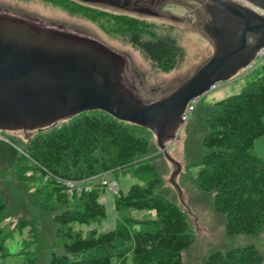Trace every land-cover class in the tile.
<instances>
[{
  "label": "trees",
  "instance_id": "obj_1",
  "mask_svg": "<svg viewBox=\"0 0 264 264\" xmlns=\"http://www.w3.org/2000/svg\"><path fill=\"white\" fill-rule=\"evenodd\" d=\"M37 1L129 44L157 71L171 72L184 60L183 47L162 25L72 0ZM248 75L239 93L197 112L193 122L202 132L201 149L190 163L197 168L194 183L201 193L211 196L212 210L223 218L227 238L264 235V157L252 153L254 140L264 135V60ZM147 132L92 110L34 134L24 145L0 139V172L17 169L19 182H23L29 165L39 178L46 179L48 187L35 192L47 202L52 200L51 219L57 226V249L46 250L37 237L35 218L28 219L27 214L18 220L16 230L26 229L24 240L33 243L20 264H183L182 253L194 243L186 214L173 200L172 189L160 187L152 165L135 164L138 156L149 151ZM119 172L132 173L142 183H133L113 196L116 227L107 232L90 228L85 234L74 229V224L95 223L105 217L104 205L97 200L104 187L77 189L76 184ZM67 182L74 184L70 193ZM9 198L0 191V224ZM71 199L73 205H69ZM134 211L141 216H131ZM5 235L0 227V264L10 255ZM202 264H264V258L248 243L212 250Z\"/></svg>",
  "mask_w": 264,
  "mask_h": 264
},
{
  "label": "water",
  "instance_id": "obj_2",
  "mask_svg": "<svg viewBox=\"0 0 264 264\" xmlns=\"http://www.w3.org/2000/svg\"><path fill=\"white\" fill-rule=\"evenodd\" d=\"M112 8L120 0H79ZM125 1V0H123ZM122 8V7H121ZM202 30L212 56L162 98L144 102L123 77L124 58L87 36L0 13V130H37L100 110L148 129L166 159L189 102L231 79L264 47V0H208Z\"/></svg>",
  "mask_w": 264,
  "mask_h": 264
},
{
  "label": "rangeland",
  "instance_id": "obj_3",
  "mask_svg": "<svg viewBox=\"0 0 264 264\" xmlns=\"http://www.w3.org/2000/svg\"><path fill=\"white\" fill-rule=\"evenodd\" d=\"M235 1L239 2L240 0ZM99 7L114 13H124L108 6L99 5ZM164 8L166 10H164L165 16L163 18L137 16L135 14L128 15L136 16L170 29L177 42L183 47L185 53L183 62L168 73L153 69L129 44L105 35L94 24L84 19L68 15L37 0H0V13L10 14L44 27L57 28V26H60L65 31L94 39L121 55L125 60L124 80L133 87L135 93L144 102L158 100L170 93L178 85L190 78L213 54L212 42L202 30V24L206 20L205 11L202 7H199L198 19L194 15L195 5L189 0L171 1ZM248 70L246 68L240 69L231 79L220 82L201 97L195 99L190 104L192 105V110L189 111L187 119L180 125L174 139L166 142V152L180 165V171L173 179L180 189V194L170 183L171 175L176 167L166 159L157 145L156 137L152 133L147 132L149 141L148 153L144 156H138L135 160V164H150L155 168L160 180V187L172 189L173 200L186 214L192 229L194 243L182 253L183 264H202L205 256L212 250L225 249L229 246H241L248 243L254 244L264 258V235L233 238L225 236L223 218L213 212L211 196L203 194L197 189L194 183L197 168L190 166L191 160L195 158L201 149L199 148V137L202 132L200 126H196L193 123L194 118L197 117V112L214 102L239 93L241 88L247 83L248 74L251 71ZM130 75L132 78L128 77ZM69 119L59 120L39 130L0 131V139H14L24 145L34 134L59 127ZM252 153L259 158L264 157V135L254 140ZM26 169V178L23 182H19L21 177L19 178L20 175L17 169L5 173L0 172V191L3 196H10L7 212L0 224L3 232L6 233L5 242L10 254L5 259V264H20L27 248H33L32 242L28 243L29 240H24L28 238L26 229L19 231L15 228L18 220L27 214L28 219H31L32 216L35 218L36 223L34 226L38 229L37 237L44 242L46 250L57 249L58 238H55L57 226L53 225L51 219L53 216L50 208H53L52 200L47 202L45 196L39 197L37 196L38 193L35 192L36 188H41L40 190L47 188L48 181L39 178L38 174L31 170V166L28 165ZM136 182L142 183L132 173L119 172L116 175L110 173L99 174L76 184L77 189H89L97 185L104 187L100 191L97 200L104 205L105 217L95 223L74 224V229L80 230L83 234L90 228H96L98 232L113 230L116 227L113 196L118 191L125 192L131 184ZM113 183H115V187ZM73 204L74 199H71L69 205ZM131 216L139 217L141 213L134 211L131 212ZM41 250L43 252L44 248L42 247ZM38 253H40L38 256L40 259L41 251Z\"/></svg>",
  "mask_w": 264,
  "mask_h": 264
},
{
  "label": "flooded vegetation",
  "instance_id": "obj_4",
  "mask_svg": "<svg viewBox=\"0 0 264 264\" xmlns=\"http://www.w3.org/2000/svg\"><path fill=\"white\" fill-rule=\"evenodd\" d=\"M72 1L77 2L81 5L102 9V7H99V4L84 3V2H81L79 0H72ZM171 1H178L179 2L182 0H125V1L120 0V1H118V5L121 6L122 8L116 7L114 9L118 10L120 12H124L122 14H126V15L135 14L137 16H149V17H154V18H163L165 16L164 10H166L164 7ZM189 1L195 5L194 15L196 16V19H198L199 7H202L204 10V5L208 2V0H189ZM100 6H102V5H100ZM51 7H53V6H51ZM53 8H55V7H53ZM55 9H58V8H55ZM130 16H132V15H130ZM204 16L207 18V15L204 14ZM132 17H136V16H132ZM170 17L172 18V16H170ZM136 18H138V17H136ZM138 19H140V18H138ZM57 28H60V26H57ZM123 77H124V75H123ZM128 77L132 78L131 75Z\"/></svg>",
  "mask_w": 264,
  "mask_h": 264
},
{
  "label": "built area",
  "instance_id": "obj_5",
  "mask_svg": "<svg viewBox=\"0 0 264 264\" xmlns=\"http://www.w3.org/2000/svg\"><path fill=\"white\" fill-rule=\"evenodd\" d=\"M264 60V47L260 48L257 53L255 54V57L252 59V61L245 67L246 69L253 70L254 68H256L262 61ZM216 86V85H215ZM214 86V87H215ZM197 99V98H196ZM195 100V99H194ZM192 100L191 102L188 103L185 112L182 116V122L185 121L187 119L188 113L190 110H192V102L194 101ZM114 187H115V183H113ZM67 187H68V192L70 193L71 190L74 187L73 183L67 182Z\"/></svg>",
  "mask_w": 264,
  "mask_h": 264
},
{
  "label": "bare ground",
  "instance_id": "obj_6",
  "mask_svg": "<svg viewBox=\"0 0 264 264\" xmlns=\"http://www.w3.org/2000/svg\"><path fill=\"white\" fill-rule=\"evenodd\" d=\"M212 88H214V87H212Z\"/></svg>",
  "mask_w": 264,
  "mask_h": 264
}]
</instances>
